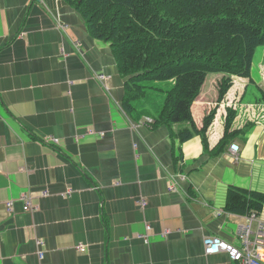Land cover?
I'll list each match as a JSON object with an SVG mask.
<instances>
[{"label": "crops", "instance_id": "crops-1", "mask_svg": "<svg viewBox=\"0 0 264 264\" xmlns=\"http://www.w3.org/2000/svg\"><path fill=\"white\" fill-rule=\"evenodd\" d=\"M228 76L209 73L191 107L198 129L216 109L207 148L199 132L182 142L188 122L151 127L125 109L111 43L66 0H0V264H238L204 238L241 247L250 214L226 209L228 188L264 194V46L219 100ZM259 220L264 206L254 232Z\"/></svg>", "mask_w": 264, "mask_h": 264}, {"label": "trees", "instance_id": "trees-1", "mask_svg": "<svg viewBox=\"0 0 264 264\" xmlns=\"http://www.w3.org/2000/svg\"><path fill=\"white\" fill-rule=\"evenodd\" d=\"M66 1L84 17L94 38L111 43L119 72L127 78L125 109L139 120L152 118L151 127L188 122L190 127L177 136L183 142L199 132L207 148L216 109L198 129L192 104L209 73L229 75L219 85L220 100L232 86V76L251 77L256 49L264 46V0ZM155 93L162 96H150ZM235 115L228 108L224 137L213 153L234 132ZM263 206V193L228 188V211L258 215Z\"/></svg>", "mask_w": 264, "mask_h": 264}, {"label": "built area", "instance_id": "built-area-1", "mask_svg": "<svg viewBox=\"0 0 264 264\" xmlns=\"http://www.w3.org/2000/svg\"><path fill=\"white\" fill-rule=\"evenodd\" d=\"M98 77L101 80H106L107 76L106 74L99 73ZM152 121L151 118H147ZM143 122V121H142ZM48 141L51 143H59V139L56 137H49ZM135 146L137 144H134ZM238 148V146H235ZM180 175V174H179ZM180 177H183L180 175ZM174 187L173 185H170V188ZM42 196L48 195L47 190H43L40 192ZM22 200L24 201V206L23 209L24 211H30L34 210L35 207L33 206L31 200H32V195L31 194H26L23 196ZM146 200L145 199H140L139 204L144 206L146 205ZM8 208L9 210L13 209V202L10 201L8 203ZM249 216L250 222L244 226H242L241 232H240V237L242 240V246H236L232 243H229L225 239H223L220 236L217 235H209L204 238V252L206 255L210 254H216L221 251L227 252L229 257L233 260L236 261L238 264H264V222L263 221H258L259 222V227L258 229L254 232L252 229V221L257 219V216L255 213H252ZM148 230H150V227L147 226ZM254 235V238L251 239V235ZM145 238L147 235L144 236ZM148 240V238H146ZM38 243L40 245L43 244L42 240H38ZM80 251H85L86 247L81 245L79 247ZM40 256H43V251H39Z\"/></svg>", "mask_w": 264, "mask_h": 264}, {"label": "rangeland", "instance_id": "rangeland-1", "mask_svg": "<svg viewBox=\"0 0 264 264\" xmlns=\"http://www.w3.org/2000/svg\"><path fill=\"white\" fill-rule=\"evenodd\" d=\"M61 26H62V28H64V29H66V28H68V25L67 24H64V23H61ZM214 73V72H213ZM207 77V76H206ZM206 79V78H205ZM153 82V81H152ZM162 82H165V81H162ZM143 84H146L147 83V81H145V82H142ZM162 85H163V83H161ZM152 85H154V86H158V85H156L155 83H153ZM220 85V84H219ZM202 88V87H201ZM153 89H148V92H150V91H152ZM201 91V90H200ZM220 100V99H219ZM147 118H149V117H147V116H144L143 117V119H142V121H143V123H146V124H149L150 123V120H148ZM49 143H51L50 141H48ZM24 195H26V194H24ZM24 195H22V198H23V196ZM12 201V200H11ZM10 201H7V203H6V207H7V209H8V211H12V210H9V208H8V203H9ZM13 202V201H12ZM145 206V205H144ZM144 206H142L141 205V207H144ZM145 238V237H144ZM147 238V237H146ZM146 238H145V240H146ZM39 240V239H38ZM148 240H146V242H147ZM38 242V241H37ZM81 245H78V250H79V247H80ZM83 246H85V245H83ZM86 247V246H85ZM80 251V250H79ZM81 252H84V251H81ZM221 252H225V251H221ZM227 253V252H226ZM229 256V255H228ZM230 258V257H229ZM230 260H232L231 258H230ZM233 261V260H232Z\"/></svg>", "mask_w": 264, "mask_h": 264}]
</instances>
